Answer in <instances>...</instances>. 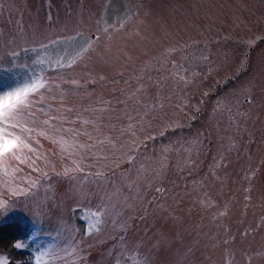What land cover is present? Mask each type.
Listing matches in <instances>:
<instances>
[{"label": "rangeland", "instance_id": "374dc122", "mask_svg": "<svg viewBox=\"0 0 264 264\" xmlns=\"http://www.w3.org/2000/svg\"><path fill=\"white\" fill-rule=\"evenodd\" d=\"M260 39L264 0H0V264H264Z\"/></svg>", "mask_w": 264, "mask_h": 264}, {"label": "snow or ice", "instance_id": "6c2138e0", "mask_svg": "<svg viewBox=\"0 0 264 264\" xmlns=\"http://www.w3.org/2000/svg\"><path fill=\"white\" fill-rule=\"evenodd\" d=\"M16 95H17V99H19L20 93H17ZM3 110H4L3 105H2V103H0V116L3 115ZM15 143H16L15 141L10 142L11 145H14ZM0 154H2V152H0ZM19 246L20 245L17 244V247H19Z\"/></svg>", "mask_w": 264, "mask_h": 264}, {"label": "flooded vegetation", "instance_id": "af4514ba", "mask_svg": "<svg viewBox=\"0 0 264 264\" xmlns=\"http://www.w3.org/2000/svg\"><path fill=\"white\" fill-rule=\"evenodd\" d=\"M261 41H263L264 42V39H260ZM260 41V42H261ZM257 46V44H251V46H250V50H249V52H252L254 49H255V47ZM248 62L249 61H251V57H248V60H247ZM247 61H246V63H247Z\"/></svg>", "mask_w": 264, "mask_h": 264}]
</instances>
